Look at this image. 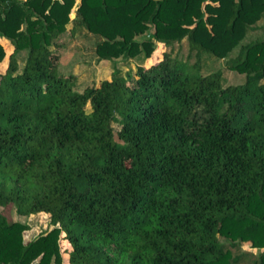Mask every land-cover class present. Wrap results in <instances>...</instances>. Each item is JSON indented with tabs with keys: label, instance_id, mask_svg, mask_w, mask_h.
Wrapping results in <instances>:
<instances>
[{
	"label": "trees",
	"instance_id": "obj_1",
	"mask_svg": "<svg viewBox=\"0 0 264 264\" xmlns=\"http://www.w3.org/2000/svg\"><path fill=\"white\" fill-rule=\"evenodd\" d=\"M75 3L0 0V63L1 40L12 47L0 209L51 225L30 239L0 211V264H242L241 243L264 264V36L226 61L242 82L201 72L254 29L264 0H79L74 28L100 59L188 44L185 58L138 64L131 85L115 75L82 91L53 52L74 38Z\"/></svg>",
	"mask_w": 264,
	"mask_h": 264
},
{
	"label": "rangeland",
	"instance_id": "obj_2",
	"mask_svg": "<svg viewBox=\"0 0 264 264\" xmlns=\"http://www.w3.org/2000/svg\"><path fill=\"white\" fill-rule=\"evenodd\" d=\"M78 3L79 0H76L75 6L70 13L71 22L67 24V30L74 35V38L60 49L53 48V52L59 56L60 71L64 74H73L76 76V90L82 91L88 86H98L103 80H109L115 75L123 76L131 85L134 82V74L138 64H143L145 67H149L152 64L161 61L165 51L180 58H185L188 54V44L187 41L184 40L181 44H174L172 48L166 47L164 43L157 42L155 50L152 52L151 56L143 61L140 59L123 57L106 60L100 59L95 53V41L92 36L83 29L76 32L74 28L73 19L76 15L75 9ZM145 36L139 37L138 39L144 38ZM263 36L264 15L255 24L254 29L248 33L242 42L226 58L216 59L204 56L202 62V74L207 75L212 72L221 71L226 84L242 82V76L227 69L226 61L238 54L241 45L256 38H262ZM1 43L5 49V57L0 63V71H4L7 66L8 56L12 52V47L9 42L4 39L1 40ZM25 58L26 52H19L18 61L20 69L24 64ZM115 129L118 130L117 125H115ZM0 211L9 221H19L28 224L29 229L26 232L30 239L51 228L49 218L45 214L21 217L16 214L15 210L10 206L0 209ZM219 240L227 246L230 243L228 239L221 236H219ZM232 249L234 254H240L242 257V264H251L259 254V250L252 248L249 243H241L237 247H232Z\"/></svg>",
	"mask_w": 264,
	"mask_h": 264
}]
</instances>
